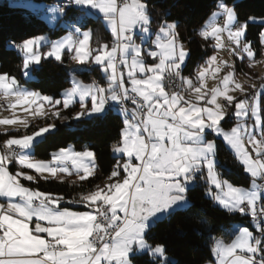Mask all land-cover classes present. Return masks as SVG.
<instances>
[{"label": "snow or ice", "instance_id": "1", "mask_svg": "<svg viewBox=\"0 0 264 264\" xmlns=\"http://www.w3.org/2000/svg\"><path fill=\"white\" fill-rule=\"evenodd\" d=\"M214 8L196 31L213 54L189 75L178 21L151 0H64L47 8L46 19L65 35L8 42L24 79L0 71V113H9L0 118V264H137L143 257L145 264H176L153 229L188 212V193L201 181L207 197L251 225L234 226L230 239L210 232L204 264H264V77L245 73L241 82L236 66V60L249 68L264 64V16L242 19L237 0H216ZM92 21L110 39L87 27ZM252 26L261 28L258 47L248 39ZM49 60L86 66L69 70L71 87L59 97L26 86ZM90 71L101 73L100 80L80 79ZM113 110L122 128L106 176L98 175L96 153L87 147L36 157L60 131L58 121L99 122ZM218 141L242 165L249 187L219 170ZM41 180L67 181L79 191L69 199L22 183Z\"/></svg>", "mask_w": 264, "mask_h": 264}, {"label": "trees", "instance_id": "2", "mask_svg": "<svg viewBox=\"0 0 264 264\" xmlns=\"http://www.w3.org/2000/svg\"><path fill=\"white\" fill-rule=\"evenodd\" d=\"M18 1L20 0H0V71L17 76L23 83L20 57L14 50L8 49V42H20L23 39L46 33L51 39H57L63 30L60 28L52 33L53 31L50 30L51 28L45 20L32 13L28 8L20 6ZM31 1L48 4L63 3V1L57 0ZM151 3L155 5L156 11L170 12L168 19L178 21L181 37L187 44L190 53V60L187 61L184 74L193 73L195 67L212 54L208 42L201 40L196 35V31L215 10L216 0H151ZM237 10L242 19L249 15L264 16V0H237ZM72 18L73 13H69L67 19ZM153 18L154 20L160 19L159 16ZM87 27L100 32L105 41L110 39V33L106 32L99 23L92 21L87 24ZM260 30L259 26H252L249 29L248 39L254 47H258ZM242 64L239 67L237 65L238 72L243 70L242 66L246 65ZM72 68H74L72 63H67V66H64L52 60L42 61L40 71L32 74L33 79L26 86L59 97L60 93L70 86L69 70ZM79 76L84 82L92 81V79L99 81L101 73L98 71L81 72ZM57 124L60 131L46 144L39 147L35 153L38 159H49L50 153L58 151L60 148L72 146L74 150L82 151L87 147L96 153L99 165L98 175L103 177L110 172L116 162L111 145L119 139L122 128V118L115 110L111 111L106 119L99 122L81 124L77 121L70 123L58 121ZM231 126H234V119L225 124L226 130ZM2 140L3 136L0 135V143ZM218 145L219 170L234 185L249 187L250 177L243 172V167L235 159V156L222 141H218ZM9 168L11 171L15 169L12 165ZM94 182L102 184L103 179H96ZM23 183L30 187H38L42 191L64 195L69 199L79 191V189L70 188L67 181L60 183L54 180L49 182L41 180L38 184L26 181ZM90 187L88 182H84V190H88ZM188 196L192 204V208L188 212L160 222L153 229L155 240L167 246L169 256L176 264H204V261L209 258L208 237L210 232L213 235H223L226 239H230L228 233L234 226H247L251 230L250 218L226 213L205 195L203 181L194 190H191ZM67 207L83 210L80 205H67ZM221 229L228 231L221 232ZM147 259V257L139 258L137 264H145Z\"/></svg>", "mask_w": 264, "mask_h": 264}, {"label": "rangeland", "instance_id": "3", "mask_svg": "<svg viewBox=\"0 0 264 264\" xmlns=\"http://www.w3.org/2000/svg\"><path fill=\"white\" fill-rule=\"evenodd\" d=\"M57 1H63L64 2V0H57ZM18 3H19V5L20 6H24L25 8H28L29 10H31V12L32 13H34L35 15H37V16H39L40 18H42L43 20H45V22L48 24V26L52 29V33H54L56 30H58V29H60L61 28V26H60V24H57V25H55V28L53 29V26L52 25H50L49 23H48V20L46 19V17H47V8L49 7V6H52V5H55V4H59V3H56V2H52V3H50V4H48V3H43V2H41V3H39V2H34V1H31V0H20V1H18ZM78 15V14H77ZM68 20H71V19H68ZM207 20H208V18H207ZM206 20V21H207ZM62 29V28H61ZM63 30V29H62ZM66 34V31L65 30H63V32H62V34L61 35H65ZM43 35H48L49 36V34L48 33H46V34H43ZM60 35V36H61ZM60 36L57 38V39H59L60 38ZM50 37V36H49ZM51 38V37H50ZM186 44V43H185ZM186 47H187V44H186ZM187 49H188V47H187ZM212 54H213V52H212ZM223 58L224 59H228V60H232V59H234V58H232V57H228V56H223ZM242 63H245L246 65L245 66H242V68H243V70H241V71H237V76H238V79L241 81V82H244V81H246V76L244 75L245 73H247V74H249V75H254V76H256V77H264V64H260V65H257V66H255V67H253V68H249L248 67V65H247V63L246 62H241V61H239V60H236V66L238 65V67L240 66V65H243ZM202 64V63H201ZM73 65V67L74 68H80V67H86V66H80V65H75V64H72ZM221 75H223V73H221ZM85 83H89V82H85ZM208 83H209V86H212L214 83H215V81H213V80H209L208 81ZM69 87H71V81H70V86ZM252 94H254L253 93V91L252 90H249V95H252ZM237 95H238V93H237ZM260 105H261V109H262V115H264V94H262L261 95V97H260ZM74 110H78V108H76V109H74ZM118 114H119V112L118 111H116ZM9 115V113H7V112H3V113H0V118H3V117H5V116H8ZM120 115V114H119ZM121 116V115H120ZM121 118H122V116H121ZM60 122H62L63 123V121H60ZM3 132V129H0V133H2ZM23 132H24V129L21 127L20 128V133L21 134H23ZM69 148H72V146H69ZM229 149V148H228ZM230 150V149H229ZM231 151V150H230ZM233 154V153H232ZM114 155V154H113ZM234 155V154H233ZM16 171V169H14L13 170V172H15ZM251 182V181H250ZM22 183H23V181H22ZM25 186H27L26 184H25ZM250 186V185H249ZM0 202H2V201H0ZM214 203V202H213ZM215 204V203H214ZM215 205H217V204H215ZM72 206H77V205H72ZM218 206V205H217ZM170 259H172V258H170ZM173 260V259H172Z\"/></svg>", "mask_w": 264, "mask_h": 264}, {"label": "crops", "instance_id": "4", "mask_svg": "<svg viewBox=\"0 0 264 264\" xmlns=\"http://www.w3.org/2000/svg\"><path fill=\"white\" fill-rule=\"evenodd\" d=\"M210 15H211V14H210ZM209 17H210V16H209ZM209 17H208V18H209ZM90 82H91V81H89V83H90ZM225 146H226V145H225ZM226 147H227V146H226ZM67 148H69V147H67ZM227 148H228V147H227ZM238 163H239V162H238ZM241 166H242V165H241ZM70 209H72V208H70ZM72 210H74V209H72Z\"/></svg>", "mask_w": 264, "mask_h": 264}]
</instances>
